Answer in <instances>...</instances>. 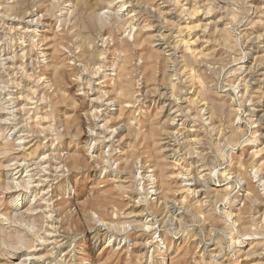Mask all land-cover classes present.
<instances>
[{"label": "rangeland", "instance_id": "obj_1", "mask_svg": "<svg viewBox=\"0 0 264 264\" xmlns=\"http://www.w3.org/2000/svg\"><path fill=\"white\" fill-rule=\"evenodd\" d=\"M263 87L264 0H0V264L264 263Z\"/></svg>", "mask_w": 264, "mask_h": 264}, {"label": "bare ground", "instance_id": "obj_2", "mask_svg": "<svg viewBox=\"0 0 264 264\" xmlns=\"http://www.w3.org/2000/svg\"><path fill=\"white\" fill-rule=\"evenodd\" d=\"M185 1V0H184ZM172 2V1H171ZM179 2V1H178ZM7 4V3H6ZM181 4V3H180ZM99 7V6H98ZM149 7V6H148ZM109 8V7H108ZM124 8V7H123ZM154 8V7H153ZM157 8V7H156ZM184 8H185V6H184ZM152 9V8H151ZM102 9H100V11H101ZM104 10V9H103ZM107 10V9H106ZM119 11H121V10H119ZM167 11V10H166ZM182 12V11H181ZM95 13V12H94ZM115 13V12H114ZM113 13V14H114ZM98 14V15H97ZM106 14V12L105 11H102V12H99V13H96V17L97 16H102V15H105ZM107 15V14H106ZM195 15V14H194ZM112 16V15H111ZM117 18H119V17H117ZM37 19V18H36ZM98 19V18H97ZM104 19V18H103ZM120 19V18H119ZM99 20H101V19H99ZM35 22H37V21H35ZM26 24H29V21H27V22H25ZM127 23V22H126ZM128 24V23H127ZM131 24V23H130ZM179 25V24H178ZM187 25V24H186ZM27 27V26H26ZM123 28V27H122ZM135 28V27H134ZM133 28V29H134ZM9 29V28H8ZM33 30V29H32ZM132 30V29H131ZM124 33V32H123ZM125 34V33H124ZM134 35V34H133ZM23 36V35H22ZM131 36V35H130ZM128 37V36H127ZM132 38V37H131ZM162 42V41H161ZM191 44L192 43H189V42H185L184 44H183V47H184V49H186V51L187 52H190V47H191ZM19 46V45H18ZM17 46V47H18ZM32 46V45H31ZM26 47V46H25ZM28 47V46H27ZM15 52V51H14ZM41 52V51H40ZM186 52V53H187ZM6 53V52H5ZM4 53V54H5ZM41 53H43V52H41ZM191 53V52H190ZM190 53H189V55H188V57L190 56ZM41 55V54H40ZM199 55V54H198ZM13 57V56H12ZM23 57V56H22ZM31 58V57H30ZM201 60V59H200ZM11 64V63H10ZM5 65V64H4ZM25 65V64H24ZM19 66V65H18ZM17 66V67H18ZM22 66V65H21ZM20 68V67H19ZM22 68V67H21ZM190 74V73H189ZM192 78V77H191ZM240 78V77H239ZM248 78V77H247ZM247 80V79H246ZM246 80H245V82H246ZM240 82V81H239ZM243 83V82H242ZM102 85V84H101ZM245 86H246V84H245ZM264 88V87H263ZM103 89V88H102ZM246 89V88H245ZM246 91V90H245ZM100 92V91H99ZM240 95V94H239ZM98 97V96H97ZM175 97V96H174ZM246 97V96H245ZM100 98V97H99ZM196 98V97H195ZM12 100H14V99H12ZM261 100V99H260ZM110 101V100H109ZM113 101V100H112ZM176 101V100H175ZM249 102V101H248ZM116 103V102H115ZM126 103V102H125ZM109 104V103H108ZM130 105H131V103H129ZM165 104V103H164ZM173 104V103H172ZM24 105V104H23ZM126 105H127V103H126ZM130 107V106H129ZM179 107V106H178ZM205 109V108H204ZM11 110V109H10ZM9 110V111H10ZM187 110V109H186ZM189 110V109H188ZM204 112V111H203ZM209 112V111H208ZM169 113V112H168ZM256 116V115H255ZM183 119V118H182ZM204 119H206V118H204ZM208 121V120H207ZM170 122H172V121H170ZM176 122V121H175ZM102 127V126H101ZM257 128V127H256ZM100 131V130H99ZM174 131H176V130H174ZM173 131V132H174ZM177 132V131H176ZM112 133H115V131L114 132H112ZM111 133V134H112ZM166 133V132H165ZM175 133V132H174ZM185 133V132H184ZM258 133V132H257ZM100 134V133H99ZM95 137V136H94ZM165 141H167V140H165ZM171 141V140H170ZM170 148V147H169ZM257 153V152H256ZM41 161V160H40ZM34 163V162H33ZM32 163V164H33ZM37 163V162H36ZM20 164V163H19ZM27 166V165H26ZM34 166V165H33ZM33 166H31V168L33 167ZM258 166V165H257ZM25 167V166H24ZM259 168V167H258ZM255 170V169H254ZM187 172V171H186ZM257 172V171H256ZM38 173V172H37ZM248 173V172H247ZM258 173V172H257ZM254 174V173H253ZM39 176V175H38ZM183 176V175H182ZM261 176V175H260ZM184 177V176H183ZM256 177H257V175H256ZM182 178V177H181ZM185 178V177H184ZM199 178V177H198ZM200 178H202V177H200ZM261 178V177H260ZM186 180L188 179V178H185ZM190 180V179H189ZM256 180V179H255ZM259 180V179H258ZM188 181V180H187ZM191 181V180H190ZM261 181L263 182L264 181V178H263V180L261 179ZM17 182V181H16ZM193 182V181H192ZM192 182H190V183H192ZM41 183V182H40ZM187 183V182H186ZM16 184H18V182L16 183ZM27 184V183H26ZM183 184V183H182ZM188 184H189V182H188ZM30 185V184H29ZM184 185H186V184H184ZM190 185V184H189ZM263 185H264V182H263ZM16 187V186H15ZM185 187V186H184ZM189 187V186H188ZM264 187V186H263ZM193 188V187H192ZM262 188V187H261ZM187 189V190H186ZM264 189V188H263ZM42 190V189H41ZM41 190H40V192H41ZM188 190H195V189H189V188H183L182 186H181V188H180V190H178V191H181V192H185V191H188ZM45 191V190H44ZM199 191V190H198ZM189 192V191H188ZM203 192V191H202ZM180 193V192H179ZM194 193V192H193ZM188 194V193H187ZM192 194V193H191ZM184 196H185V194H184ZM183 196V197H184ZM187 197V196H186ZM184 199V198H183ZM186 199V198H185ZM171 200V199H170ZM182 201V200H181ZM199 202V201H198ZM172 203V202H171ZM168 208V207H167ZM175 215V214H174ZM263 220V219H262ZM151 226V225H150ZM146 227V226H145ZM148 227H149V225H148ZM247 236V235H246ZM249 236V235H248ZM263 236V235H262ZM260 237V236H259ZM264 237V236H263ZM257 238V237H256ZM111 240V239H110ZM50 241V240H49ZM56 244H58V243H56ZM151 251V250H150ZM257 264H264V263H257Z\"/></svg>", "mask_w": 264, "mask_h": 264}]
</instances>
